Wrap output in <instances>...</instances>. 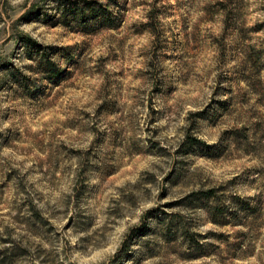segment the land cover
I'll return each instance as SVG.
<instances>
[{"label":"rangeland","instance_id":"obj_1","mask_svg":"<svg viewBox=\"0 0 264 264\" xmlns=\"http://www.w3.org/2000/svg\"><path fill=\"white\" fill-rule=\"evenodd\" d=\"M0 264H264V0H0Z\"/></svg>","mask_w":264,"mask_h":264},{"label":"trees","instance_id":"obj_2","mask_svg":"<svg viewBox=\"0 0 264 264\" xmlns=\"http://www.w3.org/2000/svg\"><path fill=\"white\" fill-rule=\"evenodd\" d=\"M188 142L190 144H194L195 142H199V140L196 139L195 137H189ZM216 191H217L216 189H208V190H205V191L195 192L192 195H190L189 198L190 197L212 198V197L217 195Z\"/></svg>","mask_w":264,"mask_h":264}]
</instances>
